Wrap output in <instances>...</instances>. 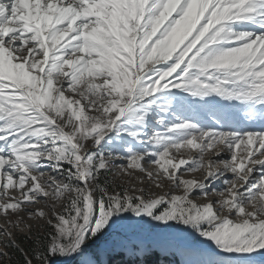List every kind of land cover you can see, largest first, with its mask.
<instances>
[{"label": "snow or ice", "instance_id": "obj_1", "mask_svg": "<svg viewBox=\"0 0 264 264\" xmlns=\"http://www.w3.org/2000/svg\"><path fill=\"white\" fill-rule=\"evenodd\" d=\"M0 216V264H264V0H0Z\"/></svg>", "mask_w": 264, "mask_h": 264}, {"label": "rangeland", "instance_id": "obj_2", "mask_svg": "<svg viewBox=\"0 0 264 264\" xmlns=\"http://www.w3.org/2000/svg\"><path fill=\"white\" fill-rule=\"evenodd\" d=\"M224 158L227 159L229 157H228L227 154H225ZM227 176L230 178L231 177V173H228ZM185 178L201 179L202 178V173H196V174H193V175H189V176H186ZM213 187L221 188V187H223V185L220 182H217L215 185H213ZM166 190L167 189H165V191ZM153 191L157 192V193L161 192V190H159V189H153ZM37 207H42V205H37ZM3 226H4V217L0 216V227H3ZM182 235L187 236L186 233L182 234ZM187 242L190 243V244H195L196 246H201L200 239L198 237H196L195 235L188 236L187 237ZM160 255H161V257H166L167 258L166 260H164V258L163 259L159 258V263H161V264H166L167 262L169 264H185L186 256L184 255L182 246L173 244L171 246V249H170L169 252H167L165 254H160ZM118 257H120V256L112 257L111 260H113V261L111 262V264L117 263ZM102 259H103V257H102ZM124 260H126V257H124ZM60 263L61 264H76L75 261H59L58 260L57 264H60Z\"/></svg>", "mask_w": 264, "mask_h": 264}, {"label": "trees", "instance_id": "obj_3", "mask_svg": "<svg viewBox=\"0 0 264 264\" xmlns=\"http://www.w3.org/2000/svg\"><path fill=\"white\" fill-rule=\"evenodd\" d=\"M159 258H164V260H166L167 258L166 257H161V255L160 254H156V255H153V256H151V257H149L147 260H146V264H161V263H159ZM113 260H111V262H112ZM115 264H126V260H124V257H122V256H120V257H118V261H117V263H115ZM166 264H169L168 262L166 263Z\"/></svg>", "mask_w": 264, "mask_h": 264}, {"label": "bare ground", "instance_id": "obj_4", "mask_svg": "<svg viewBox=\"0 0 264 264\" xmlns=\"http://www.w3.org/2000/svg\"><path fill=\"white\" fill-rule=\"evenodd\" d=\"M257 130H259V128L261 127V125L257 124L254 126ZM201 244V243H200ZM204 246H207V245H204ZM61 264V263H60Z\"/></svg>", "mask_w": 264, "mask_h": 264}]
</instances>
